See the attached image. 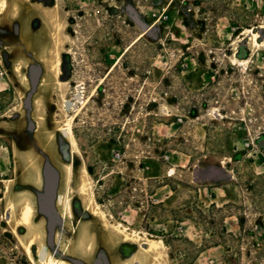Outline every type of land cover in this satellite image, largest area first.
<instances>
[{"label":"rangeland","instance_id":"374dc122","mask_svg":"<svg viewBox=\"0 0 264 264\" xmlns=\"http://www.w3.org/2000/svg\"><path fill=\"white\" fill-rule=\"evenodd\" d=\"M0 198V264H264V0H0Z\"/></svg>","mask_w":264,"mask_h":264},{"label":"bare ground","instance_id":"6f19581e","mask_svg":"<svg viewBox=\"0 0 264 264\" xmlns=\"http://www.w3.org/2000/svg\"><path fill=\"white\" fill-rule=\"evenodd\" d=\"M252 39L256 44V36L252 35ZM59 65H60V61L59 58H55L54 63H53V70L56 73V76L58 77L59 75ZM71 117L68 119L67 123L65 124L64 127H60L59 130L64 132L67 135V138L69 140V142L71 143L72 146V151L73 154L76 155V145H75V140H74V136L72 134V129H71ZM87 173V170L85 167L82 168V174ZM87 185L86 181L83 180L81 186H80V193L83 194L84 196L87 195ZM66 207L67 210L70 209V198L66 199ZM96 210H99V206L97 207ZM34 213L33 207H31L30 204H25L23 206V209L21 211L20 214V218H19V223L22 224L23 226H30L31 225V219H32V214ZM97 215H100L102 218H105L104 214L101 213L99 211L95 212ZM110 228L121 235H124L126 237H133L135 238V240L141 239L142 238L140 236H138V233H134L132 234H128V228H126L125 226H123L122 224H112L110 226ZM88 238L87 232L86 231H81L79 233V237L78 239L82 242H85ZM130 239V238H129ZM145 242L141 243L142 246H145L146 248L144 249V251H146L148 254H152L154 256V259L157 262H160V260L163 258L164 256V250H165V246L163 241L161 240H154V239H150V238H145L143 239ZM33 244V242L28 243V248H27V255H29L30 260L33 264H35L34 258L32 253L29 251V245ZM26 248V247H25ZM43 264H68L65 261L59 260L57 258H55L54 256H48L46 257V260L43 262Z\"/></svg>","mask_w":264,"mask_h":264},{"label":"flooded vegetation","instance_id":"af4514ba","mask_svg":"<svg viewBox=\"0 0 264 264\" xmlns=\"http://www.w3.org/2000/svg\"><path fill=\"white\" fill-rule=\"evenodd\" d=\"M0 200H2L1 198H0ZM7 210H9L8 208L6 209H4L3 211V213H6V211ZM21 214V213H20ZM19 218H20V215H19ZM19 218L17 219V224H19ZM10 224V213H9V215H8V218L7 219H2V218H0V227H1V231H0V253H2V252H4V250H6V245H7V242L8 241H11L12 239L14 240V236H10V234H14V229H16V222H15V224H14V228L13 229H7L8 227V225ZM31 225H33V221L31 222ZM30 225V226H31ZM23 228H22V227ZM4 227H6V228H4ZM19 232H22V233H24V232H27V226H23V225H20L19 224ZM29 227V226H28ZM22 228V229H21ZM19 240V238L17 237V241ZM47 249H46V253H45V257H47L48 256V252H49V247H51L50 245H49V241H48V239H47ZM61 244H62V241L60 242V245H59V247L61 246ZM7 254V253H6ZM25 255L29 258V260H30V257H29V255H27V253H26V251H25ZM32 255L34 256V252H33V250H32ZM0 257H2V255L0 256ZM35 260V259H34ZM108 260V257H107V255L106 254H101L100 255V258H99V260L97 261V264H105V262ZM31 261V260H30Z\"/></svg>","mask_w":264,"mask_h":264},{"label":"water","instance_id":"95a60500","mask_svg":"<svg viewBox=\"0 0 264 264\" xmlns=\"http://www.w3.org/2000/svg\"><path fill=\"white\" fill-rule=\"evenodd\" d=\"M46 171L48 174H50V176L48 179V187H47L49 194L47 196L42 197L43 200L45 201L44 211H46L48 214H50L54 217L55 211L52 208L51 203H52L54 196H55V190H56V186H57V178H56V175L54 173V170H52L51 167H49V166L46 167Z\"/></svg>","mask_w":264,"mask_h":264},{"label":"built area","instance_id":"2783aa9c","mask_svg":"<svg viewBox=\"0 0 264 264\" xmlns=\"http://www.w3.org/2000/svg\"><path fill=\"white\" fill-rule=\"evenodd\" d=\"M118 157H119V155H118Z\"/></svg>","mask_w":264,"mask_h":264},{"label":"trees","instance_id":"16d2710c","mask_svg":"<svg viewBox=\"0 0 264 264\" xmlns=\"http://www.w3.org/2000/svg\"><path fill=\"white\" fill-rule=\"evenodd\" d=\"M131 49V48H130ZM129 51V50H128Z\"/></svg>","mask_w":264,"mask_h":264}]
</instances>
